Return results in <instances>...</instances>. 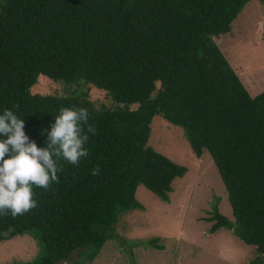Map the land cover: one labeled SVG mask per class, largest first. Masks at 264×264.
<instances>
[{"label":"trees","instance_id":"trees-1","mask_svg":"<svg viewBox=\"0 0 264 264\" xmlns=\"http://www.w3.org/2000/svg\"><path fill=\"white\" fill-rule=\"evenodd\" d=\"M249 1L0 0V114L21 118L37 147H46L61 107L86 108L96 129L79 164L58 161L59 183L33 186L37 207L0 215V241L28 234L38 246L32 259L2 264H59L75 250L91 262L120 216L143 209L138 185L169 201L187 167L147 145L156 114L181 126L194 154L207 151L216 165L232 218L216 198L209 232L231 230L255 246L247 264H264V90L251 96L214 40ZM39 74L89 82L113 106L32 94ZM157 240L133 244L160 249Z\"/></svg>","mask_w":264,"mask_h":264},{"label":"rangeland","instance_id":"rangeland-1","mask_svg":"<svg viewBox=\"0 0 264 264\" xmlns=\"http://www.w3.org/2000/svg\"><path fill=\"white\" fill-rule=\"evenodd\" d=\"M263 29L264 4L250 0L232 21L231 30L214 37L251 96L264 90ZM30 92L59 97L72 94L92 102L94 110L113 106L108 93L89 82L67 83L43 74L37 76ZM150 127L147 145L187 167L182 177L173 180L169 201L138 185L135 197L143 209L120 216L115 236L104 243L99 254L87 262L75 250L59 264H247L256 256L254 245L225 227L209 232L211 221L205 218L216 198L219 211L232 218L227 191L210 154L204 151L197 157L182 127L159 114L153 116ZM152 237L163 247L133 244ZM37 250L35 239L28 234L0 241V264L30 260Z\"/></svg>","mask_w":264,"mask_h":264},{"label":"clouds","instance_id":"clouds-1","mask_svg":"<svg viewBox=\"0 0 264 264\" xmlns=\"http://www.w3.org/2000/svg\"><path fill=\"white\" fill-rule=\"evenodd\" d=\"M88 121L86 108L61 107L47 131L46 147H37L25 134L24 121L4 109L0 114V215L16 218L37 207L33 186L49 189L59 183L58 173L63 171L59 160L77 165L88 155V134L96 132ZM99 173V168L92 170L93 176Z\"/></svg>","mask_w":264,"mask_h":264}]
</instances>
